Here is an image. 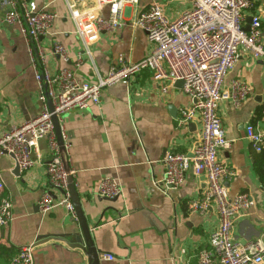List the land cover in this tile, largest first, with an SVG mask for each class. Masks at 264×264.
<instances>
[{
	"label": "crops",
	"instance_id": "0c3cea01",
	"mask_svg": "<svg viewBox=\"0 0 264 264\" xmlns=\"http://www.w3.org/2000/svg\"><path fill=\"white\" fill-rule=\"evenodd\" d=\"M30 1L56 15L49 35L42 39V51L46 53L51 41L56 40L68 57L74 58L81 43L73 33L64 0ZM69 1L79 11L96 6L93 0ZM152 3L160 4L169 19L186 8L184 0H139L138 5L125 7V25L100 34L91 46V63L84 61L76 75L94 82L95 73L105 75L122 62L140 61L151 47L145 33L133 24ZM255 4L264 20V0H255ZM98 13L107 17V7ZM46 66L54 72L69 65L48 56ZM237 78L247 82L250 95L238 108L227 102L219 104L217 113L229 146L218 157L235 171V176L224 182L228 197L245 193L254 205L235 217L231 238L242 244L259 240L264 246V186L254 169L260 155L244 138L247 124L264 131V66L240 54L225 83ZM190 103L177 85L163 93L150 75L142 72L128 85L116 83L104 89L98 107L70 110L64 115L61 126L67 162L99 264H196L198 250L207 246L208 235L218 224L215 206L210 205L204 213L189 212L186 207L188 201L201 196L204 176H196L190 169L180 187L165 189L159 184L164 154L190 155L200 134L197 117L181 129L175 127L179 109ZM259 108H263L262 117L256 120ZM38 111L27 42L0 16V134L34 118ZM37 150V159L33 157L37 163L29 171L17 172L18 176L12 157H0V179L12 214L8 226L0 228V249H5L0 252V264H8L20 247L32 242L37 243L33 264H87L82 251L68 245L78 241L77 220L59 206L44 214L38 209V201L48 189L45 140L39 141ZM103 177L119 182L122 195L116 200L96 197ZM59 237L63 240H56Z\"/></svg>",
	"mask_w": 264,
	"mask_h": 264
},
{
	"label": "built area",
	"instance_id": "2783aa9c",
	"mask_svg": "<svg viewBox=\"0 0 264 264\" xmlns=\"http://www.w3.org/2000/svg\"><path fill=\"white\" fill-rule=\"evenodd\" d=\"M93 1L94 9L79 11L73 1L64 0L73 33L81 43L80 51L70 59L59 41H51L46 53L40 46L42 39L49 35L55 13L37 8L30 0H0L3 23L15 26L27 42L39 104L34 118L0 134V157L9 155L21 173L29 171L37 163L39 141L45 140L48 189L42 193L38 209L44 214L59 206L76 221L52 115L58 120L64 142L66 137L61 126L64 115L70 110L98 107L107 87L116 83L128 85L142 72H147L163 93L173 88L175 82L182 81L181 92L191 103L179 109L175 127L181 129L197 117L200 134L190 155L172 151L164 154L161 159L164 174L159 184L165 189L180 187L190 169L194 175L205 178L201 196L188 201L186 207L189 212L204 213L214 205L218 224L209 233L207 246L198 250L196 264H264V246L259 240L242 244L231 238L235 217L251 208L254 202L245 193L228 197L224 182L231 180L235 171L218 157V153L229 146L217 113L219 104L227 102L232 108H238L250 95V88L243 79L225 83L227 74L240 54L264 66V20L255 0H184L186 8L175 19H169L160 4L152 3L139 13L133 24L145 33L151 47L149 52L137 63L122 62L105 75L95 73L94 82H88L75 72L84 61L91 63V46L101 33L123 27L124 8L139 3V0ZM102 7H107V17L98 13ZM247 15L250 23L249 30L245 31ZM48 56L57 57L69 66L51 72L46 66ZM262 100L264 104V93ZM244 138L255 152L264 149V131L252 124L245 126ZM95 195L110 200L119 198L122 190L116 178L103 177ZM11 217V202L0 179V228L7 227ZM36 246L37 243L32 242L20 247L8 264H33Z\"/></svg>",
	"mask_w": 264,
	"mask_h": 264
},
{
	"label": "water",
	"instance_id": "95a60500",
	"mask_svg": "<svg viewBox=\"0 0 264 264\" xmlns=\"http://www.w3.org/2000/svg\"><path fill=\"white\" fill-rule=\"evenodd\" d=\"M249 23H250V18L247 19V25L244 27L245 31L249 30ZM175 85H177L178 87H180V89L182 88L183 82L182 81H177L175 82ZM49 109L50 111L51 109V105L49 104ZM52 122H53V128H54V132H55V136H56V141H57V145H58V151H59V155L61 158V162L63 165V169L64 172L66 174V183H67V187H68V192L70 195V200L72 203V206L74 208V212H75V216H76V220L78 223V227H79V233L77 235H75L78 239V241L74 242V244H68L69 246H71L72 248H76L82 251L83 255L86 257L87 260V264H99L98 263V253L93 245V241L91 239V235H90V230L88 227V224L85 220V217L83 215V212L81 210V206L79 203V197L77 195V192L75 190V185H74V181H73V177L70 174V167L69 164L67 162V155H66V151H65V145L61 136V131H60V126L58 123L57 118L52 115ZM19 175V169L17 167V165L15 164V172L14 174ZM17 175V176H18ZM117 198L114 199H110V201L116 200ZM41 239L44 238V236L40 237ZM59 241H62V237H59V239H56Z\"/></svg>",
	"mask_w": 264,
	"mask_h": 264
},
{
	"label": "trees",
	"instance_id": "16d2710c",
	"mask_svg": "<svg viewBox=\"0 0 264 264\" xmlns=\"http://www.w3.org/2000/svg\"><path fill=\"white\" fill-rule=\"evenodd\" d=\"M263 108H259L256 112V120H261ZM259 161L255 164V173L258 176L260 182L264 186V150L259 153ZM0 252H5L4 248L0 249Z\"/></svg>",
	"mask_w": 264,
	"mask_h": 264
}]
</instances>
